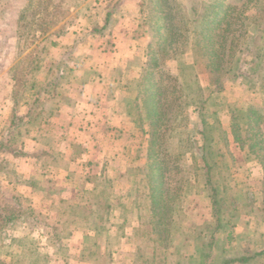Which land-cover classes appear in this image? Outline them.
Segmentation results:
<instances>
[{
	"label": "rangeland",
	"instance_id": "rangeland-1",
	"mask_svg": "<svg viewBox=\"0 0 264 264\" xmlns=\"http://www.w3.org/2000/svg\"><path fill=\"white\" fill-rule=\"evenodd\" d=\"M123 1L116 0L113 4L117 7L111 8L99 7L96 0H0V264H68L72 258L69 253L73 254L66 246L68 229L76 223L86 226L91 221V225L95 219L103 222V227H109L107 239L110 242L108 247L102 245L104 232L95 238L97 246L84 241L85 259L92 264H108L111 252L120 251L122 260L125 255L129 256L131 250L134 264V245L143 238L135 236L127 242L125 236H130L135 227L141 228L143 223L152 220L151 200L145 194L148 159H145L140 172L127 173L125 181L112 185L105 181V190L93 191L80 182L74 188L67 185L69 189L66 191L57 185L61 183L60 179H64V172H59L56 165L61 157L51 147L47 150L42 148L46 143L40 140L53 115L47 98L52 99L54 105L59 100L49 93L40 95V103L48 113L46 120L38 126L39 120H34V115L30 116L37 112V106L29 111L30 107L25 102L28 100L30 103L36 94L33 90L29 96L23 91L33 80L42 84L50 79L67 88L71 96L78 91V76L83 73L79 64L85 54L99 48L98 38L114 27L112 20L119 16L122 9L118 5ZM126 1L134 5L130 10L139 21L135 38L138 44H134L138 48L133 50L144 57L141 72L131 84L134 115L138 117V107L142 105L146 112L153 114L150 95H155L162 87L166 89V106L171 101L168 112L166 109L161 119L160 142L171 153V145L180 140L177 144L180 147L176 146L172 151L178 153L179 168L168 172L171 178L168 187L172 198L177 195L173 203L174 213H178L175 227L190 242L184 254L187 264H200L201 261L204 264L211 256L205 258L201 255L214 250L218 256L209 264H222L223 257L239 258L257 253L264 247V169L256 157L258 154L261 156L262 150L264 153V71L259 70L264 66V56L252 62L251 54L260 51L264 55V30L261 26L262 23L264 26V0H233L242 20L228 29L231 31L228 33L234 57L230 63L221 65L218 73L210 71L207 58L199 52L209 50L199 46L206 45L203 42L207 40L203 37L199 39L203 42L197 43L193 22L188 29L186 16L195 0ZM205 1L203 10L207 12V5L211 8L222 0ZM107 12L111 18L104 23ZM200 16L203 15H198V19ZM79 21L81 24H77ZM73 31H76L74 37L71 36ZM67 33L71 35L65 39ZM92 33L98 34V38L94 39ZM103 41L105 48L101 51H115V45L124 48L119 51H132L129 49L132 46L130 40L110 43L108 38ZM61 64L64 68H72L73 72L60 80L51 77L53 70ZM146 70L154 85L148 91L137 87ZM189 72L192 74L188 75ZM242 72L245 75L241 76ZM175 82L180 87L172 86ZM183 93L187 95L184 97L186 105L176 104L172 108V103ZM15 97L19 99L17 104ZM250 109H254L253 115H250ZM14 113L21 119H15L13 125ZM250 118L253 120L251 123ZM135 125L142 131L141 144L147 152L148 142L152 141L150 119ZM237 134L244 141L236 139ZM57 144L60 147L58 141ZM258 146L262 149L255 151ZM39 156L42 158L38 163ZM129 158L131 160V156ZM46 164L52 166L43 167ZM32 179L37 183L32 185L33 192H29L25 186H30ZM51 179L54 182L51 183ZM135 185L139 187L137 196H134ZM179 187H182L181 191ZM184 188L186 191L182 192ZM111 191L124 196L120 202L119 218L108 215L110 202L106 195ZM97 202L108 206L106 215H100L101 206ZM83 205L90 209H85L88 213L85 217L80 214ZM233 207L237 209L230 218V234L227 229L215 230L217 217L218 220L222 215L225 217ZM139 211L142 217L137 218ZM224 217L221 223L225 227L224 222L229 216ZM119 219L124 226L123 231L119 230L121 228L111 230L108 224L118 223ZM69 221L75 222L68 226ZM54 227H58L57 236H53ZM46 240L50 245L47 246ZM116 240L120 242L121 249L114 246ZM133 240L137 242L133 243ZM223 242L230 247L226 256L223 255L225 251L219 250ZM200 243L207 246L199 245V251H196L194 244ZM208 243H212L210 248Z\"/></svg>",
	"mask_w": 264,
	"mask_h": 264
},
{
	"label": "crops",
	"instance_id": "crops-1",
	"mask_svg": "<svg viewBox=\"0 0 264 264\" xmlns=\"http://www.w3.org/2000/svg\"><path fill=\"white\" fill-rule=\"evenodd\" d=\"M96 1L99 7H117V4H113L116 0ZM125 5H128L126 10ZM118 6L122 10L119 16L112 20L114 27L108 32H103L101 38L96 37L98 36L96 33L91 35L94 39L100 40L99 48L91 51L93 53L85 54V58L83 57L79 64V69H82L83 73L78 76L80 82L78 91H75L72 96L67 93L65 99L59 100L55 105L52 99L47 98V103H51L50 109L53 115L50 125L45 134L40 136V140L46 143V145H42V148L47 150V147H51L50 149L56 151L55 154L61 157L59 164L56 165L59 172H64L65 182L64 179H60L61 183H57V185H61L66 191L67 188L69 189L68 186L74 188L80 182L93 191L105 190V181L111 185L119 183L123 179L125 181L127 173L141 171L147 158L146 149L141 144L142 131L133 120L135 106L134 90L131 84L138 78L144 60L139 51L133 50L138 48L134 44H138L135 38L138 34L137 24L139 21L130 10L134 5H130L124 0L122 5ZM108 14L107 12V16L104 17V23H108L111 18ZM77 24H81V21ZM79 30L80 28L77 33ZM72 33L73 35L65 34L67 35L65 39H68L70 35L74 37L76 31ZM108 38L111 40L110 43L130 40L129 43L132 46L129 49L132 51H119L124 48L118 47V45H115V51H101L104 47L103 42H105L103 40ZM51 68L50 65L49 71ZM52 122L54 123L52 124ZM56 140L60 143V147ZM41 158L37 157L38 163ZM51 166V164H46L43 167ZM77 169L83 174H79ZM52 182L54 180L51 179ZM35 183L37 180L32 179V184L25 186L29 192H33L32 185ZM117 196L118 194H113V191L106 195V199L110 202L109 217L117 216L119 218L121 215L120 202L124 196ZM75 207L76 205H74ZM108 225L111 230L121 228L119 230L123 231L124 229L120 219L118 223H109ZM88 232L94 234V231L90 229L83 230L79 227L68 229L67 237H65V241L68 242L66 246H69V252L73 253H71L72 255L69 253V257L73 259L70 258L68 264L93 263L85 259L87 255L82 249L84 235ZM45 243L47 246L50 245L48 240ZM102 245L108 247L106 240ZM114 246L122 248L118 240L115 241ZM260 249L263 250L253 253L257 256L260 255L255 264H264V247ZM119 252L117 250L111 252L108 264H132L131 250H129V256L125 255V259L122 260ZM192 264L195 263L192 262ZM231 264H246V262L235 259Z\"/></svg>",
	"mask_w": 264,
	"mask_h": 264
},
{
	"label": "trees",
	"instance_id": "trees-1",
	"mask_svg": "<svg viewBox=\"0 0 264 264\" xmlns=\"http://www.w3.org/2000/svg\"><path fill=\"white\" fill-rule=\"evenodd\" d=\"M203 2L206 3L205 0H198V1L195 0V4H191L189 6V15L186 16V21L188 24V29L191 26V23L193 22L195 26L193 31L195 32L194 34H196L197 43L198 42L199 44L202 43L203 41L202 40L199 41V39H202L203 37H204L203 40H207L203 42V43H206V45L202 44L199 46L201 48L203 46L207 47L209 48V50L207 49L208 51H205V52L199 51V52H201V54L205 58H207L206 64H207V67L210 69V71L213 73H218V71H220L221 69V65H225V63L228 64V62L232 60L231 57L233 56V53H232L233 48L230 46L232 40L229 41V33H228L231 31L228 29L232 28L233 25L237 24L238 20L239 21L242 20V17L240 15L241 12H239V10L238 11L236 10L237 6L234 5L233 0L219 1L215 5L213 4L211 8L209 7L210 5H207V10H208L207 12L203 10V7L205 6V3ZM198 15H203L202 17L200 16V18L202 19L199 18L200 19L199 20ZM233 19H236V20L234 21ZM183 23L185 24V21H183ZM261 26H262V29L264 30L263 23L261 24ZM263 56L264 55L263 54L261 55L260 51H253V53L251 54V57H252L251 60L252 62L255 59L260 60ZM256 65L259 68L258 63ZM63 66H64L63 64H61V66L58 65L57 68L53 70V75H51V77L55 76L59 78L60 80L64 78V76L67 73L70 74L73 72L72 68L70 67L64 68ZM187 66L191 68V65H187ZM235 66H237V64H235ZM238 68H239V65H238ZM249 70H253V68L249 67ZM259 70L264 71V66L260 67ZM148 73L149 72L146 70L142 74L141 79L137 83V87L143 88L144 91L145 90L148 91L149 87L154 86L151 75L149 74V77L147 76ZM189 74H192V73L189 72L188 75ZM242 74L245 75L243 72L240 75L242 76ZM252 74L254 75V73ZM65 84H66V81L64 82V85ZM178 84L179 83L175 82L172 86L178 85ZM59 85L61 84L54 83L52 79L45 80L43 81L42 84H40L39 82L37 83V81L33 80L31 81V83H29V86L24 88L25 90L23 89V91H25L29 96H31L32 94V93L30 94L29 92H32L33 90L35 92L34 95L36 94L35 97L32 98V101L30 103L28 100L25 102H26V105L30 107L29 111H31L33 107L37 106V112L31 113L30 116L34 115L35 118L33 117V119L39 120L37 122L38 126L46 120V114L48 113L47 111H44L43 106H42L43 104L40 103L41 102L40 95L43 93H49L51 96H53L55 100H64L69 90ZM23 86L24 85H22V87ZM158 86L160 88V85ZM178 86L180 87V85ZM188 86L191 87V85H188ZM159 88L157 87V90ZM162 89L163 87L161 88L160 91H156L155 95H150L151 97L150 108L153 109V114L152 113L149 114V112H146V110H144V106L142 105L138 107V111H139L137 115L138 117L134 118V122L137 125H140L142 120L149 121L150 119V125L153 126L149 129L150 136H152V141L151 142L149 141L147 145L148 147L147 148V159L148 160H147V168H146L147 182H146V187H145L146 188L145 194L149 195V198L151 200V202L149 203V207H150V212H151L150 217L152 220L148 221L147 223H143V226L141 228L135 227L130 236L127 237V235L126 236L123 235V237L125 236L127 242H130V238L133 237L134 239L135 236H139V238L140 237L143 238V240L140 243H136L137 241L133 240V243L134 242L136 243L134 245V248H135L134 264H187L186 257L184 254L186 253L188 247L190 246V242L183 235V232L179 230L178 227L177 228L175 227L177 223V220H175V217L177 216L178 213H174L175 205H173V203L175 202L174 200L177 199V195L175 194L174 196L175 198H172L171 196L172 194V192L170 191L171 188L168 187L170 185V183H168L169 178H170V175L168 174V172L171 169L179 168L178 153L177 151L176 152H172V151H173V148H176V146L177 147L179 146L177 144L180 142V140H177V143H175V145L173 146L171 145V153H170V149L165 148L160 142L162 139V134H160V127L162 125L161 119L164 118V115L166 114V109L168 112V108L171 105V101H170V105L166 106L167 103L165 104L166 99L164 97V93H165L164 91H166V89H163V93H162ZM151 92H154V91L152 90ZM186 96H187L186 93H183L182 95L178 96V100L174 104L172 103V108H174L176 104L178 106L186 105V102L184 101L185 99L184 97ZM15 102L16 104L19 102L18 97H15ZM140 111L143 112V114L140 113ZM249 111H250V115H253L252 113H254V109H250ZM15 119L20 120L21 117H18V115L14 113L13 120L11 121L13 125L15 124ZM167 120L165 122H167ZM252 121H253L252 118H250V123ZM235 138L241 141H244L243 139L240 138L238 134L236 135ZM148 140H150L149 137H148ZM183 141L184 140L182 139V142ZM261 142H262V139H261ZM181 147L183 148L185 146H181ZM259 149H262V148L258 146L255 148V151H259ZM262 151H261V156L258 154L256 155V157L257 159L259 158L258 160L262 163L263 169H264V153H262ZM135 177L137 176H134V178ZM173 178L174 177H172V179ZM134 182L135 180H133V183ZM181 189L182 187H179L180 191ZM133 190L134 192L136 191L134 196H137L139 187L135 185L133 186ZM185 191L186 189L184 188L182 192H185ZM92 194L94 193L92 192ZM93 203H96V202H93ZM97 203H98V206H101L100 210L102 211V214L100 213V215H106L108 206L104 205L102 202L101 203L97 202ZM84 206L85 205H83V207L80 206L81 207L80 214L85 217L88 214L85 209H88V211H90V209ZM236 209L235 207L231 208L230 212H228L225 217L222 214H219L220 217L222 215V217L224 218L228 216L229 218H227V221L224 222L225 224V227H224V225L221 223L222 217L218 220V217H219L218 216L217 223L214 229L215 230L219 229L220 231L227 229L226 232H228V230H230L228 229V226L230 225L229 223L230 218L234 216L233 215L234 213L232 214V212H236ZM139 213L141 212L139 211L136 214L137 218L142 217V215ZM73 222L69 221V223H67L68 226H70L71 225L70 223H73ZM90 222L89 224L86 223V226L79 225L78 223H76L72 227H79V228H82L83 230H86V229L93 230L94 231L93 235L89 233H86L84 235V241L92 242V244L95 246H97L95 238L99 236L100 232H104V237H105L104 239L106 240V243L108 245V243L110 242L109 238L107 239V236H109V234L107 235V233L110 231L109 227L108 226L103 227L102 225L103 222L99 223L98 219H95L91 225H90ZM228 233L230 234V232ZM57 235H58V227H54L53 236H57ZM221 244H222V247H220L219 250L221 252L225 251L223 255L226 256L225 253H227L230 250V247L226 245L224 242ZM199 245H202V247L207 246V244L204 245L202 243L194 244L196 251H199L198 249L200 247ZM208 246L210 248L212 246V243H208ZM206 254L207 255L200 254L201 257H205V258L206 256H209V255L211 256L210 259L206 258V262L204 264L211 263V260L212 259L214 260L215 257L218 256L217 251L215 250L212 253L206 252ZM259 256H257L256 254H252L248 256L242 255V257H239V258H231V256L223 257L222 264H230L235 259L242 260L243 262L245 261L246 264H255V261L260 258ZM200 264H203L202 261Z\"/></svg>",
	"mask_w": 264,
	"mask_h": 264
}]
</instances>
